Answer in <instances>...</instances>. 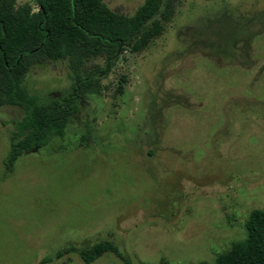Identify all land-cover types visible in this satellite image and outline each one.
Returning a JSON list of instances; mask_svg holds the SVG:
<instances>
[{
	"label": "rangeland",
	"instance_id": "1",
	"mask_svg": "<svg viewBox=\"0 0 264 264\" xmlns=\"http://www.w3.org/2000/svg\"><path fill=\"white\" fill-rule=\"evenodd\" d=\"M103 1L131 16L144 0ZM161 23L11 170L23 111L0 106V264L211 263L264 210V0H176ZM23 83L60 97L68 61L34 63ZM104 242L117 253L85 260Z\"/></svg>",
	"mask_w": 264,
	"mask_h": 264
},
{
	"label": "trees",
	"instance_id": "2",
	"mask_svg": "<svg viewBox=\"0 0 264 264\" xmlns=\"http://www.w3.org/2000/svg\"><path fill=\"white\" fill-rule=\"evenodd\" d=\"M34 1L36 11L28 2L15 6V0H0V106L23 111L13 122L4 161L7 170L23 152L62 137L70 116L79 109V98L100 91L101 77L126 47L138 51L151 42L176 2L144 0L127 16L112 11L103 0ZM96 57H102L104 65L85 69ZM46 59L68 61L71 83L60 97L32 93L23 83L29 66ZM244 229V239L205 264H264V210L252 209ZM105 252L117 253V248L104 242L83 256L91 260Z\"/></svg>",
	"mask_w": 264,
	"mask_h": 264
}]
</instances>
